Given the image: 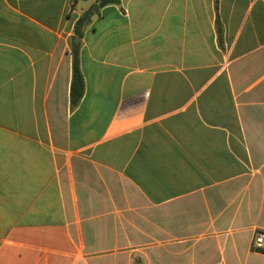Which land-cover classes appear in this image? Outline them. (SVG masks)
<instances>
[{"label":"crops","instance_id":"0c3cea01","mask_svg":"<svg viewBox=\"0 0 264 264\" xmlns=\"http://www.w3.org/2000/svg\"><path fill=\"white\" fill-rule=\"evenodd\" d=\"M111 1L0 0V264H264V0Z\"/></svg>","mask_w":264,"mask_h":264},{"label":"trees","instance_id":"16d2710c","mask_svg":"<svg viewBox=\"0 0 264 264\" xmlns=\"http://www.w3.org/2000/svg\"><path fill=\"white\" fill-rule=\"evenodd\" d=\"M112 2L111 0H98V6L102 7ZM81 24V20L77 22L78 26ZM78 35V34H77ZM83 93V77L79 67L78 60V47L72 44V77L70 85V99L71 104L76 105L80 100ZM135 264H142L141 262H136Z\"/></svg>","mask_w":264,"mask_h":264},{"label":"built area","instance_id":"2783aa9c","mask_svg":"<svg viewBox=\"0 0 264 264\" xmlns=\"http://www.w3.org/2000/svg\"><path fill=\"white\" fill-rule=\"evenodd\" d=\"M252 248L264 249V232L255 231L251 241Z\"/></svg>","mask_w":264,"mask_h":264},{"label":"water","instance_id":"95a60500","mask_svg":"<svg viewBox=\"0 0 264 264\" xmlns=\"http://www.w3.org/2000/svg\"><path fill=\"white\" fill-rule=\"evenodd\" d=\"M77 41H78V38H74L73 39V43L76 45L77 44Z\"/></svg>","mask_w":264,"mask_h":264}]
</instances>
